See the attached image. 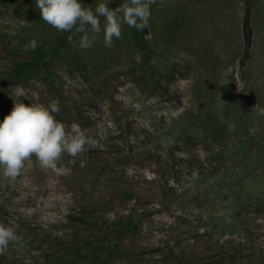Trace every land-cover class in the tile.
Instances as JSON below:
<instances>
[{
  "label": "rangeland",
  "instance_id": "rangeland-1",
  "mask_svg": "<svg viewBox=\"0 0 264 264\" xmlns=\"http://www.w3.org/2000/svg\"><path fill=\"white\" fill-rule=\"evenodd\" d=\"M70 35L35 0H0V75L45 50L28 80H0V122L58 101L57 119L97 141L60 175L35 157L15 181L0 170V223L16 232L0 264H176L169 247L184 264H264V0H157L112 48L103 27L86 50ZM135 212L136 229L102 236Z\"/></svg>",
  "mask_w": 264,
  "mask_h": 264
},
{
  "label": "clouds",
  "instance_id": "clouds-1",
  "mask_svg": "<svg viewBox=\"0 0 264 264\" xmlns=\"http://www.w3.org/2000/svg\"><path fill=\"white\" fill-rule=\"evenodd\" d=\"M157 0H125L115 9L99 3L95 11L80 0H35L40 18L59 32H69L70 43L86 50L93 46L103 27V43L113 47V39L122 38L126 24L143 31L149 26L151 6ZM100 17L104 18L103 26ZM75 29V32H73ZM36 42H32L33 50ZM58 101L49 105L14 103L11 112L0 122V170L4 178L15 181L35 157L42 170L63 174L59 166L63 156L76 158L97 141L89 138L77 123L65 125L57 119ZM16 240L12 227L0 223V254Z\"/></svg>",
  "mask_w": 264,
  "mask_h": 264
},
{
  "label": "trees",
  "instance_id": "trees-1",
  "mask_svg": "<svg viewBox=\"0 0 264 264\" xmlns=\"http://www.w3.org/2000/svg\"><path fill=\"white\" fill-rule=\"evenodd\" d=\"M44 56H45V50H41V53H39L35 57H29V58L23 57V58L14 59L13 67L11 69H8L4 73H1L0 80H2V82L6 81L11 83L16 81L28 80V78L31 77L30 75L34 70H41V65L45 62ZM82 119L87 120V117L82 116ZM86 135L90 138L88 134ZM91 148L92 147H89V150H92ZM142 214L143 213L135 212L129 214V216L118 217L117 219H113L109 221L107 228L105 229L104 232H102V236L107 238L110 237L112 239L118 238L120 235L125 233V231L130 229H136L137 228L136 219H139ZM70 216L71 218L82 224H88L89 222H91V220H89L87 216L84 215V213L70 214ZM96 244H100V246H103L102 245L103 243L100 242H97ZM152 249L158 250L157 247H154ZM166 249H167L166 254L168 257H173V256L176 257L175 258L176 264H184L183 262L186 261L184 257L182 256L177 257V255H175V253L173 252V249H171L170 247Z\"/></svg>",
  "mask_w": 264,
  "mask_h": 264
}]
</instances>
